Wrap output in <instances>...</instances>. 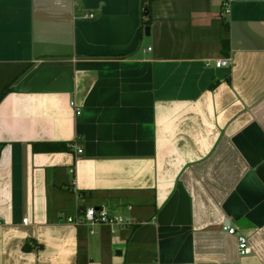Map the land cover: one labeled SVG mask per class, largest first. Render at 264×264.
Wrapping results in <instances>:
<instances>
[{"label": "crops", "instance_id": "obj_1", "mask_svg": "<svg viewBox=\"0 0 264 264\" xmlns=\"http://www.w3.org/2000/svg\"><path fill=\"white\" fill-rule=\"evenodd\" d=\"M223 3L0 0V264H264V0Z\"/></svg>", "mask_w": 264, "mask_h": 264}, {"label": "built area", "instance_id": "obj_2", "mask_svg": "<svg viewBox=\"0 0 264 264\" xmlns=\"http://www.w3.org/2000/svg\"><path fill=\"white\" fill-rule=\"evenodd\" d=\"M231 0H224L223 6L225 13L230 12ZM91 17H94V14H90ZM216 66H228L231 64V59L229 57L221 58L216 60ZM72 106L75 108L76 114L80 115L82 113L81 108L76 105L75 102H72ZM77 151L81 153L83 150L81 147H77ZM67 221L75 225L87 224L91 227L90 232L95 233L96 227L99 225H108L111 227L112 231L117 229L124 228L133 224V221L130 218L124 217L122 215L110 213L104 207H94L90 206L85 209H81L80 213L76 217L69 216ZM23 222L27 223L28 218H24ZM1 223V222H0ZM225 229L233 235H236L238 241V250L240 255H247L252 252V247L250 245L249 239L247 236L239 233L235 227L226 226Z\"/></svg>", "mask_w": 264, "mask_h": 264}, {"label": "trees", "instance_id": "obj_3", "mask_svg": "<svg viewBox=\"0 0 264 264\" xmlns=\"http://www.w3.org/2000/svg\"><path fill=\"white\" fill-rule=\"evenodd\" d=\"M145 7H146V10L149 11V9H150V1H145ZM5 92H6V91H3V92L0 93V101H1V99L3 98ZM26 249H27V246H26Z\"/></svg>", "mask_w": 264, "mask_h": 264}, {"label": "water", "instance_id": "obj_4", "mask_svg": "<svg viewBox=\"0 0 264 264\" xmlns=\"http://www.w3.org/2000/svg\"><path fill=\"white\" fill-rule=\"evenodd\" d=\"M145 32L147 35L150 33V27L149 26L145 27ZM117 253H120V251L118 250Z\"/></svg>", "mask_w": 264, "mask_h": 264}]
</instances>
